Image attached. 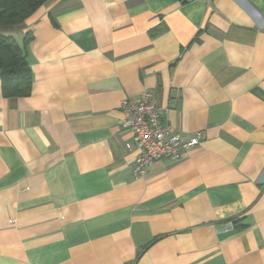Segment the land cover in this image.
<instances>
[{
    "label": "crops",
    "instance_id": "0c3cea01",
    "mask_svg": "<svg viewBox=\"0 0 264 264\" xmlns=\"http://www.w3.org/2000/svg\"><path fill=\"white\" fill-rule=\"evenodd\" d=\"M30 94L0 84V264H264V0H50ZM200 143L133 177L120 103Z\"/></svg>",
    "mask_w": 264,
    "mask_h": 264
},
{
    "label": "built area",
    "instance_id": "2783aa9c",
    "mask_svg": "<svg viewBox=\"0 0 264 264\" xmlns=\"http://www.w3.org/2000/svg\"><path fill=\"white\" fill-rule=\"evenodd\" d=\"M124 116L123 126L132 134V143L138 155L133 165V177L143 178L149 166L161 161H178L189 150L197 146L200 132L188 140L180 139L163 123L157 107V97L153 92H143L135 98H125L120 103Z\"/></svg>",
    "mask_w": 264,
    "mask_h": 264
},
{
    "label": "trees",
    "instance_id": "16d2710c",
    "mask_svg": "<svg viewBox=\"0 0 264 264\" xmlns=\"http://www.w3.org/2000/svg\"><path fill=\"white\" fill-rule=\"evenodd\" d=\"M47 1L0 0V84L5 98L26 97L30 94L32 85V73L27 62V45L31 36L26 35L19 45L9 35V31L21 25Z\"/></svg>",
    "mask_w": 264,
    "mask_h": 264
},
{
    "label": "rangeland",
    "instance_id": "374dc122",
    "mask_svg": "<svg viewBox=\"0 0 264 264\" xmlns=\"http://www.w3.org/2000/svg\"><path fill=\"white\" fill-rule=\"evenodd\" d=\"M48 1H50V0H48ZM48 1H47V2H48ZM45 3H46V2H45ZM2 31H4V29H2ZM4 32H5V31H4ZM5 33H7V31H6Z\"/></svg>",
    "mask_w": 264,
    "mask_h": 264
}]
</instances>
